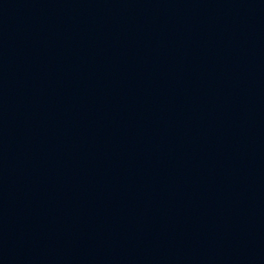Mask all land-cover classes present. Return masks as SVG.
Listing matches in <instances>:
<instances>
[{"label": "water", "instance_id": "95a60500", "mask_svg": "<svg viewBox=\"0 0 264 264\" xmlns=\"http://www.w3.org/2000/svg\"><path fill=\"white\" fill-rule=\"evenodd\" d=\"M0 264H264V0H0Z\"/></svg>", "mask_w": 264, "mask_h": 264}]
</instances>
